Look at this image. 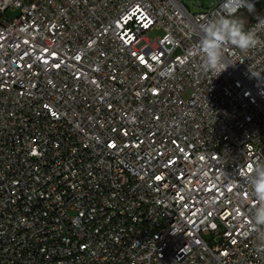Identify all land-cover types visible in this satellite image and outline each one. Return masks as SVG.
I'll return each mask as SVG.
<instances>
[{"label":"built area","instance_id":"built-area-1","mask_svg":"<svg viewBox=\"0 0 264 264\" xmlns=\"http://www.w3.org/2000/svg\"><path fill=\"white\" fill-rule=\"evenodd\" d=\"M223 2L0 0V264H264V47L188 55Z\"/></svg>","mask_w":264,"mask_h":264},{"label":"clouds","instance_id":"clouds-1","mask_svg":"<svg viewBox=\"0 0 264 264\" xmlns=\"http://www.w3.org/2000/svg\"><path fill=\"white\" fill-rule=\"evenodd\" d=\"M244 0H224L222 10L211 17L204 18L199 35L189 58H199V68L205 73L218 77L230 65L227 54L239 50L247 54L258 46L264 47V17H257L256 23L249 27L247 18L238 15L244 7ZM249 177L251 191L257 203L251 210L249 227L255 234L258 252H264V162L256 161L248 165L245 175Z\"/></svg>","mask_w":264,"mask_h":264},{"label":"rangeland","instance_id":"rangeland-1","mask_svg":"<svg viewBox=\"0 0 264 264\" xmlns=\"http://www.w3.org/2000/svg\"><path fill=\"white\" fill-rule=\"evenodd\" d=\"M181 1H183V3L190 8L192 13H196L206 10L210 7H214L222 0H181ZM238 15H243L247 18V20H249L248 14H244L243 11ZM157 34H159V32H157Z\"/></svg>","mask_w":264,"mask_h":264},{"label":"water","instance_id":"water-1","mask_svg":"<svg viewBox=\"0 0 264 264\" xmlns=\"http://www.w3.org/2000/svg\"><path fill=\"white\" fill-rule=\"evenodd\" d=\"M186 5V4H185ZM187 6V5H186ZM188 7V6H187Z\"/></svg>","mask_w":264,"mask_h":264}]
</instances>
